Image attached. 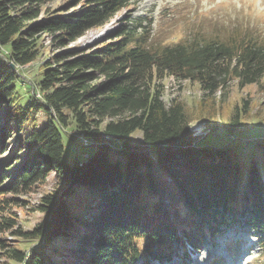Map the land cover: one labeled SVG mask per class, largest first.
I'll return each mask as SVG.
<instances>
[{
	"label": "trees",
	"instance_id": "obj_1",
	"mask_svg": "<svg viewBox=\"0 0 264 264\" xmlns=\"http://www.w3.org/2000/svg\"><path fill=\"white\" fill-rule=\"evenodd\" d=\"M55 1L0 0V264H165L186 242L200 250L221 227H252L264 239V142L248 155L228 143L203 146L190 130L198 120L220 130L211 97L230 83L264 90V31L215 20L168 44L123 25L80 52L69 46L131 0H70L52 10ZM43 35L54 50L47 59ZM36 62L40 79L26 83L21 68ZM167 77L199 84L204 98L166 101ZM242 106L246 114L248 101ZM236 111L225 125L230 138ZM69 128L96 148L72 165L64 161ZM52 173L65 188L42 198L44 222L24 231L17 196ZM10 237L32 245L21 250ZM261 247L264 260V240Z\"/></svg>",
	"mask_w": 264,
	"mask_h": 264
},
{
	"label": "rangeland",
	"instance_id": "obj_2",
	"mask_svg": "<svg viewBox=\"0 0 264 264\" xmlns=\"http://www.w3.org/2000/svg\"><path fill=\"white\" fill-rule=\"evenodd\" d=\"M70 0H59L50 4V9L55 10L59 7L69 5ZM71 11H73L71 9ZM232 21L236 25H243L255 32L264 31V0H131L127 10L120 13L116 19L105 27L93 29L77 41L73 42L69 49H77L80 52L93 49L102 41L113 34L117 28L128 25L130 29L138 28L139 33L147 31L151 38L161 43L178 42L180 39L191 36L193 31L200 28V24L211 21ZM141 25V26H140ZM140 27V28H139ZM207 29V26H204ZM49 38L43 35L40 43L42 44V57L47 59L54 54L50 47ZM7 48V47H6ZM7 50V49H6ZM40 62H36L25 68H21L23 78L26 83L36 84L40 79ZM165 85L164 99L170 101L179 99L190 105L196 104L203 97V92L197 83L177 80L167 77L162 82ZM31 87H35L31 85ZM22 92L30 90L28 85L20 87ZM215 105L216 126L220 130H214L213 122L211 126H205L202 120L194 121L192 125L194 132L203 136L209 129L212 133L201 140L203 146L217 145L227 146L241 150L244 154L253 153L256 149L253 145L256 141L264 142V90L258 85H249L239 88L236 81L230 83L225 89L218 91L211 97ZM248 101L249 108L247 113H242V105ZM241 114L239 124L233 137H229L225 125L233 119L236 108ZM249 112V113H248ZM69 128L63 133L64 161L72 165L76 161H84L86 156L94 154L96 148L83 145L84 137L74 133V129ZM214 130V131H213ZM135 141L140 140V133L137 131L133 135ZM65 186L59 177L52 173L43 185L34 186L30 193L17 196L21 203L13 210L17 214V221L24 231H33L34 227L44 222V215L37 209L41 205L44 196L55 192H62ZM12 194L8 195L12 198ZM14 198V197H13ZM221 233L216 237H203L202 250L193 254L189 259H185V249L176 248L171 263L166 264H264L261 257L262 247L261 234L252 227H221ZM223 232V234H222ZM10 243L17 248L24 250L32 243H22L24 240L15 237L8 238ZM191 249V248H189ZM221 257V259H218ZM1 264H18L3 259ZM137 264H145L139 260ZM148 264H159L149 262Z\"/></svg>",
	"mask_w": 264,
	"mask_h": 264
},
{
	"label": "built area",
	"instance_id": "obj_3",
	"mask_svg": "<svg viewBox=\"0 0 264 264\" xmlns=\"http://www.w3.org/2000/svg\"><path fill=\"white\" fill-rule=\"evenodd\" d=\"M193 126H194V125L191 126V129H192L194 135L198 137L199 134L197 135V134L194 132V130H193ZM205 126H206V125H205ZM206 130H208V131H207L205 134H203V136H199L198 138H200V139H201V138H204V137H206V136L210 133V130H209V129H206Z\"/></svg>",
	"mask_w": 264,
	"mask_h": 264
},
{
	"label": "bare ground",
	"instance_id": "obj_4",
	"mask_svg": "<svg viewBox=\"0 0 264 264\" xmlns=\"http://www.w3.org/2000/svg\"><path fill=\"white\" fill-rule=\"evenodd\" d=\"M12 67H13V65H12ZM190 130H191V132H192V134L194 135V133H193V131H192V129H191V127H190ZM195 136V135H194ZM196 138H197V136H195ZM200 141V140H199Z\"/></svg>",
	"mask_w": 264,
	"mask_h": 264
},
{
	"label": "water",
	"instance_id": "obj_5",
	"mask_svg": "<svg viewBox=\"0 0 264 264\" xmlns=\"http://www.w3.org/2000/svg\"><path fill=\"white\" fill-rule=\"evenodd\" d=\"M13 65V70H14V64H12Z\"/></svg>",
	"mask_w": 264,
	"mask_h": 264
}]
</instances>
